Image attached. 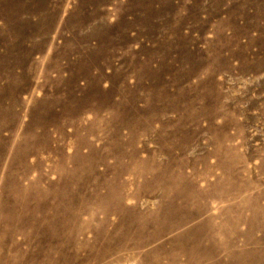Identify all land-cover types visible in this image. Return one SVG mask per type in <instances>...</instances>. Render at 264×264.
Wrapping results in <instances>:
<instances>
[{"label": "rangeland", "instance_id": "obj_1", "mask_svg": "<svg viewBox=\"0 0 264 264\" xmlns=\"http://www.w3.org/2000/svg\"><path fill=\"white\" fill-rule=\"evenodd\" d=\"M216 136L237 148L221 163L237 169V203L248 204L234 225L218 217L224 205L195 202L221 233L223 264L233 253L264 264V0H0V264H74L46 255L33 228L51 232L81 208L90 239L103 219L89 215L94 189L124 185L140 228L172 196L155 177L171 170L198 191L226 181L210 157Z\"/></svg>", "mask_w": 264, "mask_h": 264}, {"label": "bare ground", "instance_id": "obj_2", "mask_svg": "<svg viewBox=\"0 0 264 264\" xmlns=\"http://www.w3.org/2000/svg\"><path fill=\"white\" fill-rule=\"evenodd\" d=\"M232 122L233 120L229 117L224 119V124ZM213 140L217 149L210 154V157L219 160L220 166L217 169L225 168L226 181L217 180L215 183L208 184L206 190L198 191L195 188V181L186 176H179L178 182H172L174 173L171 170H168L166 175L168 181L159 176L155 177V181L151 185H162L172 194L170 198L162 201L159 205L156 220L147 221L142 218L141 220L145 222L140 228H136L133 223L135 217H142L139 214V208H127L123 194L128 190L123 188L124 185L115 184L93 190L94 196L91 199L93 209L89 211V215L94 222L98 213L102 214L103 219L88 229L91 234L90 239L86 236V231L84 232V229L79 227L82 222L83 210L81 208L74 209L70 213L62 212L57 228L51 232L34 227V238L46 243L44 248L46 255L62 254L66 259H71L74 264H92L93 262L101 264L106 260L109 261L107 264H181V257H186L185 264H223L219 259V255L224 252V245L219 241L221 233H217L219 230L214 224L213 217L206 216L209 208L195 201L209 197L212 200L211 205H224L225 210L218 217H224L228 224L237 225V208L247 205L248 200L242 198L243 201L237 203V198L242 193L237 189V169L221 163L227 157L237 159L235 153L237 148H226L224 145L226 140L223 137L216 136L213 137ZM132 158L134 155L129 156L130 160ZM126 172L128 173L127 170ZM127 175L132 178L143 177L145 175L144 167L132 175L130 172ZM150 187L143 188H146V191H151ZM101 189H104V194H101ZM138 192L139 190H136V193L133 192L129 199L138 201ZM260 196L261 194H258V197ZM227 197L230 200H227ZM176 201L181 203L178 205ZM193 205L196 207L193 211H189V207ZM227 210H236L235 217H230ZM108 212H113L118 217L119 225L125 233L117 235L116 226L109 224ZM126 213L129 214V217H125ZM255 218L257 217H253V219ZM76 226L78 227L75 229ZM107 226L112 227L113 231L104 233V228ZM148 229H151V232ZM18 232L21 233L20 230ZM55 239L58 240L61 247L52 246L51 241ZM232 240L233 238L230 242ZM206 241L210 243L209 247H204L203 244ZM99 242H102L101 247L98 246ZM130 252L134 254L132 259H122L123 254ZM79 253L86 254L85 258L82 259ZM186 253H188L187 256H185ZM116 254L117 257H115ZM229 258L230 264H237V253L231 254Z\"/></svg>", "mask_w": 264, "mask_h": 264}]
</instances>
